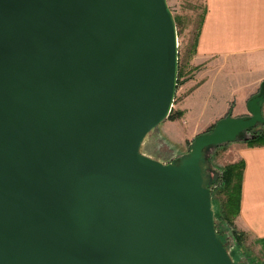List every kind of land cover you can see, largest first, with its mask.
Wrapping results in <instances>:
<instances>
[{"label":"water","instance_id":"obj_1","mask_svg":"<svg viewBox=\"0 0 264 264\" xmlns=\"http://www.w3.org/2000/svg\"><path fill=\"white\" fill-rule=\"evenodd\" d=\"M167 0H0V264H235L210 153L264 125V86L171 162Z\"/></svg>","mask_w":264,"mask_h":264},{"label":"crops","instance_id":"obj_2","mask_svg":"<svg viewBox=\"0 0 264 264\" xmlns=\"http://www.w3.org/2000/svg\"><path fill=\"white\" fill-rule=\"evenodd\" d=\"M203 4L206 11L190 59L195 68L177 86L173 102L174 110L183 116L178 122L165 123L173 135L176 130L171 126H182L187 143L228 112L232 115L229 107L233 101L243 108L237 117L248 115L246 102L264 82V0H203ZM261 107L264 115V101ZM205 113L209 114L206 118L195 116ZM244 142L231 143L228 150H233L232 157L224 164L244 163L240 210L234 225L248 235L256 254L264 260V146L249 147ZM167 148V161L177 158L176 151ZM211 163V169H221Z\"/></svg>","mask_w":264,"mask_h":264},{"label":"rangeland","instance_id":"obj_3","mask_svg":"<svg viewBox=\"0 0 264 264\" xmlns=\"http://www.w3.org/2000/svg\"><path fill=\"white\" fill-rule=\"evenodd\" d=\"M167 4L173 16H179L181 19L180 21L181 25L177 28V42H178V62H179L180 70L183 73L182 77L179 78L178 82L179 84H182L185 79L191 76V73L195 68L190 64V59L192 57V54L195 52V50H193L192 48L193 47L192 44H193V40L195 39V35L199 23V17L200 14L202 13V8L204 7V4H203V0H167ZM234 102L236 101H233V103L230 105L229 111L232 110V115L237 117L243 111V108L238 107ZM172 110L175 111L174 107H172ZM194 114H199V113H194ZM227 114H229V112ZM208 115H209L208 113H205L204 115H195V116L196 117L200 116V118L204 116L206 118L208 117ZM181 118L182 117L175 119L176 122H178V120H180ZM166 121H170V120L166 119L164 122L159 124L158 127L149 134L148 141L150 140L154 141L156 139L158 151L154 153L155 157L160 156L158 158H162V154L167 155L168 152L167 146L172 147L173 150L176 151L175 152L176 157H179L180 154L186 153L189 150V146L192 143L193 139L187 143V141L185 140V136L182 132V126L180 125L171 126V127H175L176 130V134L173 135L171 131L167 129L165 124ZM259 129H260L259 127H256V130ZM161 131L165 132L164 133L165 135ZM166 136L173 143L168 141ZM251 136H252L251 131L246 134V137H251ZM159 137H161L164 140V142ZM233 143H237V142H233ZM230 145L231 143H228L224 146H221V148L215 149L210 153V156L212 157V163H211L212 165L219 164V166H221L222 168L225 166L224 165L225 163L230 161L233 151V150H228ZM162 146L163 148L161 149ZM162 162L167 163L166 161H162ZM206 166L209 167L208 169L211 168L208 163ZM217 173L218 172H216V174ZM216 174L215 173L211 174L212 177L211 182L215 179L214 177ZM217 198L218 196H216V199ZM213 209H214V219H215V214L218 210V205L216 203L215 204L213 203ZM215 224H217L216 219H215ZM227 237H228L227 250L229 253H231V257L235 264H252L253 261L258 262V264H264V260L262 256L256 254L255 247H252V243L250 242L248 236L241 239L239 250L235 248L237 245L236 240L232 238L230 234L227 235ZM234 245L235 247H233Z\"/></svg>","mask_w":264,"mask_h":264},{"label":"trees","instance_id":"obj_4","mask_svg":"<svg viewBox=\"0 0 264 264\" xmlns=\"http://www.w3.org/2000/svg\"><path fill=\"white\" fill-rule=\"evenodd\" d=\"M205 8H202V13L199 17L198 28L196 31L195 39L193 40L192 48L195 50L197 39L199 36L200 26L203 22L205 15ZM176 27L181 25V19L179 16H174ZM183 73L180 70L178 62V79L177 86L179 85V78L182 77ZM264 86V82L261 83ZM182 112L171 110L167 120L173 121L182 116ZM213 126H211L212 128ZM260 129H252V136L250 139L246 140L244 143L249 147H259L264 146V125L258 126ZM210 128V129H211ZM209 129V130H210ZM208 130V131H209ZM207 131V132H208ZM244 171L243 161L236 163H231L222 167L218 173L215 175V179L211 182V197L212 203L218 205V210L215 214V219L217 224H215L216 234L219 239L226 245L228 241L227 235H231L232 238L236 240V247L239 250L241 239L248 236L246 233L240 232L236 229L234 225V220L240 210V200H241V183ZM218 198L216 199V196ZM230 238V237H229ZM231 252V251H230ZM231 255V253H230ZM252 264H258V262L253 261Z\"/></svg>","mask_w":264,"mask_h":264},{"label":"flooded vegetation","instance_id":"obj_5","mask_svg":"<svg viewBox=\"0 0 264 264\" xmlns=\"http://www.w3.org/2000/svg\"><path fill=\"white\" fill-rule=\"evenodd\" d=\"M163 148V146L161 147V149ZM160 157V156H159ZM168 156H166V155H163L162 154V158H165V160H166V162H171L172 160H174L173 158L170 160V161H167V160H169L168 158H167ZM208 164H210L211 163V157L209 158V161L207 162ZM207 165V164H206ZM226 248H227V242H226Z\"/></svg>","mask_w":264,"mask_h":264}]
</instances>
